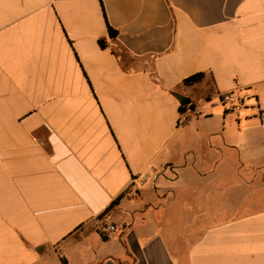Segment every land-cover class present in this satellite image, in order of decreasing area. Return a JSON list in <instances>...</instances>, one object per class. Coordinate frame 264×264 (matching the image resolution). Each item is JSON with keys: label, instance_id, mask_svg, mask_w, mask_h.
Instances as JSON below:
<instances>
[{"label": "crops", "instance_id": "1", "mask_svg": "<svg viewBox=\"0 0 264 264\" xmlns=\"http://www.w3.org/2000/svg\"><path fill=\"white\" fill-rule=\"evenodd\" d=\"M262 148L264 0H0V264H264Z\"/></svg>", "mask_w": 264, "mask_h": 264}, {"label": "trees", "instance_id": "2", "mask_svg": "<svg viewBox=\"0 0 264 264\" xmlns=\"http://www.w3.org/2000/svg\"><path fill=\"white\" fill-rule=\"evenodd\" d=\"M118 34V31L117 29L113 28L112 26H110L109 24H107V36L105 37H99L98 38V42H99V45L102 47V48H105L107 47V40L108 39H114L116 38ZM114 53L115 51L112 50ZM204 77V72L200 71V72H196V73H193L187 77H185L183 79V82L185 84H188V85H192L200 80H202V78ZM193 103L190 102L188 103L187 105H180L178 106V109L180 112H184L185 110H187L188 108L192 109L193 108ZM121 195H119L117 198H115L109 205L108 207L105 209V212L108 211L109 209H111L115 204H117V202L119 201ZM99 232L100 234L103 236V238H107V235L106 233L102 232L100 229H99ZM62 259L63 262H65L64 258L63 257H60Z\"/></svg>", "mask_w": 264, "mask_h": 264}, {"label": "rangeland", "instance_id": "3", "mask_svg": "<svg viewBox=\"0 0 264 264\" xmlns=\"http://www.w3.org/2000/svg\"><path fill=\"white\" fill-rule=\"evenodd\" d=\"M233 106V105H231ZM243 151H248L249 153L253 152L255 149L252 148L250 145L248 147H246L244 149H242ZM231 155L232 156H235L236 155V151L235 150H231L230 151ZM229 154V152H228ZM230 155V154H229ZM230 155V156H231ZM231 156V157H232ZM260 156H262L261 158H257L258 162H261V164H258L257 166L255 165H250V164H241L239 167L240 171H242L243 173H247V174H257V173H264V148L261 149V153H260ZM232 159V158H231ZM259 166H263V169L260 168ZM231 167L233 169V171L235 170V164H231Z\"/></svg>", "mask_w": 264, "mask_h": 264}, {"label": "water", "instance_id": "4", "mask_svg": "<svg viewBox=\"0 0 264 264\" xmlns=\"http://www.w3.org/2000/svg\"><path fill=\"white\" fill-rule=\"evenodd\" d=\"M173 95L176 97L180 105H187L191 102V99L185 95H182L178 92H174Z\"/></svg>", "mask_w": 264, "mask_h": 264}, {"label": "built area", "instance_id": "5", "mask_svg": "<svg viewBox=\"0 0 264 264\" xmlns=\"http://www.w3.org/2000/svg\"><path fill=\"white\" fill-rule=\"evenodd\" d=\"M224 99L228 100V96L224 95L223 96V100ZM114 230H115V226L114 225H105V226H102V228H101V231L104 232V233L111 232V231H114Z\"/></svg>", "mask_w": 264, "mask_h": 264}]
</instances>
